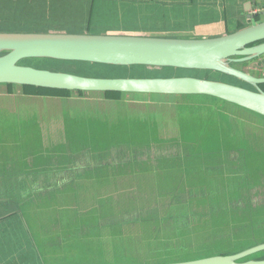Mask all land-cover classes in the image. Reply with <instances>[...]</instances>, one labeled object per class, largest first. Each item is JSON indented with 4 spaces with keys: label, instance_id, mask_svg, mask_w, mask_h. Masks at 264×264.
<instances>
[{
    "label": "rangeland",
    "instance_id": "obj_1",
    "mask_svg": "<svg viewBox=\"0 0 264 264\" xmlns=\"http://www.w3.org/2000/svg\"><path fill=\"white\" fill-rule=\"evenodd\" d=\"M133 4L132 0H0V32H86L91 34H143L138 29L147 28L151 21L145 17L143 8L137 14L129 17L117 16L115 11L119 8ZM139 3H136V5ZM89 23V24H88ZM137 31V32H136ZM259 64L258 61L254 62ZM259 73H264V59L260 62ZM24 66L37 69L58 72L74 73L86 77L96 78H167L179 77H208L237 86L248 88L244 82L230 76L216 72H202L195 70H177L164 68L163 70H148L143 67H112L106 65L69 64L49 59H28L21 62ZM242 67V66H241ZM263 70V71H261ZM19 87V86H17ZM264 90V86H261ZM16 89V90H15ZM14 91L18 89L15 88ZM20 89V88H19ZM4 85H0V109H9L16 112L14 116L21 118L12 119L18 122L13 127L14 121L7 118L0 119V264H68V259L81 261L83 264L97 263H151V262H175L199 258L197 254H208L212 250L224 251L232 249L233 245L240 241L250 242L251 232L247 225L242 223V210L249 201L255 204L264 203V172L262 178L255 180L249 190H242L244 196H238L226 201H217L215 206L211 201L207 206L209 188L206 186L208 179L215 181V176L205 175V171L188 174L179 186L177 174V160L174 157L182 155V160L192 158V150H183L178 145L181 130L179 120L183 110L190 112V117L201 116L203 111L210 110V100L203 96H136L126 97L123 103L116 104L114 98L102 94L73 95L71 100L74 106H87L93 103L92 108L99 112L105 111L108 122L110 119L123 117L126 128H137V124L149 122L153 134L147 133L148 142L137 141L129 145L133 149L132 154L138 155L143 161L154 169L144 168L142 179V192H135L136 182L122 177L119 171H100L98 167L89 168L90 174L84 169L85 156H78V168L73 171L70 166L60 167V157L54 152L61 148L70 150L72 142H66L71 136L67 128L66 99L63 97H37L21 101L8 95ZM118 100V99H117ZM83 111H87L86 108ZM91 107V105H90ZM186 107V108H185ZM222 111L217 121L223 124L225 129L231 125L242 129L248 137L255 134L258 137L249 139H261L264 141V127L253 129L254 123L249 122L245 110L236 108L234 105L225 103L217 108ZM60 111L53 119L52 113ZM245 111V112H244ZM4 114L6 112L3 111ZM89 113V111L87 112ZM218 113V112H217ZM216 116L212 113V117ZM32 119V120H29ZM51 120H54L52 123ZM192 120V119H191ZM255 121V118L251 117ZM102 119V123L104 124ZM193 122V120H192ZM248 123V124H247ZM9 125V126H7ZM252 127V128H251ZM248 130H247V129ZM82 130V128H80ZM93 133L102 130V127L92 128ZM89 131V130H85ZM259 133V135L257 134ZM66 134V136H65ZM244 134L241 136L243 137ZM182 136H191L183 134ZM177 139V141H176ZM156 142H155V141ZM118 143L119 150L123 151L119 138L113 140ZM158 141V143H157ZM152 142V143H151ZM65 147H60L62 145ZM115 153V152H114ZM119 153V151H118ZM158 155L170 159L165 167H154L150 162L156 161ZM200 156V155H196ZM75 156L68 155V160ZM218 161L215 162V164ZM214 164V167H215ZM179 166V165H178ZM23 170L33 172L29 181H22V177H12ZM143 170V169H142ZM96 171V173H94ZM134 171L126 172V175ZM148 173H151L157 182L148 181ZM80 174H82L80 176ZM74 178L75 182H71ZM197 182L200 191L197 192V204L182 205L178 203L179 194L184 193V188ZM222 182V179L219 181ZM151 184L159 185L160 192L164 197L153 199L148 191ZM35 189L41 191L43 197L33 199L28 205L31 223H26L20 214L21 209L15 198L7 199L3 191L13 190L14 196L23 191ZM79 190L78 196L72 195V190ZM20 190V191H19ZM51 197L49 194L55 192ZM6 194V193H5ZM95 194V196H94ZM141 201L146 205L157 209L156 213H146L145 221L131 225L115 226L109 229L121 233H111L107 230L108 237L116 241L106 243L99 247V241L89 240L88 247L84 249V256H77V252L62 251L60 248L68 243H75L89 232L87 220L93 226L92 220L101 210V205L106 204L108 209L119 211L118 201ZM229 202L226 205V203ZM217 204V205H216ZM224 204V206L222 205ZM206 205L207 208L204 206ZM175 206H180L174 209ZM216 206L219 209H232V215L206 217L201 221L199 215L205 210L210 214ZM79 208V215L85 217L74 226H67L64 221L71 215L74 209ZM149 208V209H150ZM106 209V210H108ZM186 210V213H185ZM59 213L61 224H49L47 228L38 233V220H49L51 214ZM87 214H89L87 218ZM230 214V213H229ZM242 217V218H241ZM211 219H213L211 221ZM176 229H179L176 233ZM42 238L44 254L42 255L36 244L35 237ZM131 246L123 249V245ZM76 245V244H74ZM250 246V245H249ZM69 247V246H68ZM116 248V253L114 252ZM264 256V254L260 255ZM81 257V258H80ZM195 257V258H194Z\"/></svg>",
    "mask_w": 264,
    "mask_h": 264
},
{
    "label": "water",
    "instance_id": "obj_2",
    "mask_svg": "<svg viewBox=\"0 0 264 264\" xmlns=\"http://www.w3.org/2000/svg\"><path fill=\"white\" fill-rule=\"evenodd\" d=\"M263 17L264 10L257 11L249 15L248 26L233 33L210 38H173L111 33L0 32V85L28 86L83 93L112 92L157 96H209L264 117V90L261 88L264 85V76L259 77L234 66V64L264 59ZM28 59L82 62L112 67L137 66L148 70L171 68L216 72L234 77L249 87L207 79V77H86L68 72L37 69L21 64L23 60ZM52 116L45 119H53ZM53 121L51 120L50 122L52 123ZM260 158H264V154ZM88 160L91 159L85 157L82 162V166L83 163L85 164V170H90L89 167L93 168L96 166V163L93 164L94 160H92V165L87 166ZM60 162L62 163L61 160ZM75 162L77 163L75 165L67 164L73 171L79 165L78 160ZM61 163V168L66 167V163ZM23 172L30 171L23 170L20 173ZM20 173L11 175L10 178L22 177ZM215 178L218 183L217 187L224 182L221 177L215 175ZM149 179L152 182H157L153 177ZM221 179L222 182H219ZM184 180L185 178H182L177 181V184L180 186ZM71 182H75L74 178L71 179ZM137 184L142 187V181ZM137 184L136 186H138ZM217 187L209 189L208 193H205L208 207L211 204L210 200H215V195H224V189L215 194ZM235 187V183L232 182L226 188ZM153 189H155V192ZM192 190L194 191V196L193 201L189 205H193V202L197 200V192L200 191V188L196 183H193ZM138 191L135 190V192ZM144 193H149L150 197L155 200H165L160 198L164 196L160 192L159 185L151 184V187L148 186V191ZM210 195L213 196L208 198ZM244 195L245 193L242 191L239 194V196ZM233 198L235 197L223 198L222 200L226 201V199ZM178 203L180 202L178 201ZM125 204H128V202ZM195 205L200 204L195 203ZM20 206L21 203H18V207L21 209L20 214L24 221L31 223L32 219L29 216L30 213L27 212V207L23 209ZM101 206H103L102 211H107L106 209L109 208L106 204ZM204 206L207 208L206 205ZM119 207L120 209H125L126 205H119ZM179 207L175 206L174 209ZM112 211L117 212L113 209ZM106 229L113 233L109 227ZM178 230L176 229V233ZM114 252L116 253L115 250ZM262 252H264V242L230 253H226L225 250L222 252L212 250L208 254H197L196 256L200 257L196 259L175 262L131 263L124 261L122 263L104 262L97 264H264V259L256 258Z\"/></svg>",
    "mask_w": 264,
    "mask_h": 264
},
{
    "label": "trees",
    "instance_id": "obj_3",
    "mask_svg": "<svg viewBox=\"0 0 264 264\" xmlns=\"http://www.w3.org/2000/svg\"><path fill=\"white\" fill-rule=\"evenodd\" d=\"M258 60H253L250 62H243L239 64H234L235 67H238L239 69H242L241 66H245L248 64H252ZM55 61V60H53ZM58 62H64V61H58ZM69 64H88L92 65L90 63H82V62H64ZM98 65V64H94ZM254 74V73H253ZM256 75V74H255ZM264 86V85H262ZM6 90L8 92H13L15 88L21 89L22 93L26 96H40V97H64L66 100V107L69 106L73 110H66L68 112L67 114V121L66 125L68 130L70 131V137L66 140V142H72L70 150L67 148H61L56 150L54 153L60 157V160L62 161L61 164H77L75 161L76 157L78 156H85L86 158H89L91 160L87 161V166L92 165V160H94V163H96L95 167H99L101 169L97 172L102 171H119L120 174H122V177L129 178V181L139 183L142 181L145 173L142 171L144 168H148V170L154 169L150 165L146 163V161H143L142 158H140L138 155H134L132 153V147L129 145H132L135 140L137 141H143L148 142V135L147 133L153 134V129L150 127L149 122L151 121V118L149 116L148 119H146V122L148 123H141V121L137 124V128H126L124 127V123L129 122L128 120L123 121V117H117L115 119H110L108 122H105V120H108L107 114L105 111L101 110L99 112L95 111L94 108H92L93 103H87V106H79V103L76 106L72 104L71 100H80V99H71L72 94L73 95H88V94H102L108 98L112 97L114 98L116 104L123 103L124 99L126 97L134 98L136 96H140L138 94H123V93H83V92H70V91H61V90H51V89H43V88H36V87H17L14 85H4ZM16 90V89H15ZM18 91V90H17ZM141 96H147V95H141ZM149 96H157V95H149ZM206 100H210V110L203 111V115H199L197 112L196 114L198 117H195L194 119L191 118L190 112H187L183 110L181 115V120H179V125L181 130V136H179L178 145L183 146V150H192V158L187 160H182V155L179 157H174L178 162L177 167L174 169L177 174V181L184 179L187 177L188 174H193L197 172H202L205 170V175H208L210 177L217 176L224 179V182L217 187L218 183L213 179H208V182L206 186L209 189H214L217 187L216 193L221 192L224 189V195H215V202H213V206H215V203L218 201H222L223 198H232V197H238L240 192L246 188V192L249 190V187L251 184L260 178H262V172H264V158H260L264 154V141L255 138L252 141H249V139L253 137H258L255 134H251L247 137L244 134V131L242 129H238L237 127H233L231 125L230 129H225L223 127V124L220 122V119L217 121V117L221 114L222 111H219L218 107H223V105L227 102L222 101L217 98L209 97V96H203ZM118 99V100H117ZM91 105V107H90ZM236 105H234L235 107ZM86 108L87 111H83V108ZM186 108V107H185ZM236 108H240L236 106ZM242 109V108H240ZM245 110V109H243ZM6 112V114L3 113ZM89 111V113H87ZM247 113H244L247 115L246 118H248V123H254L253 129H259L260 126L264 127V117L259 116L255 113H252L250 111L245 110ZM244 111V112H245ZM218 112V113H217ZM16 112H12L9 109L2 108L0 109V119L7 118L11 121H14L13 127L18 126V119L21 118V116H14ZM60 114V111L53 112L52 117L58 116L57 114ZM212 113H214L216 116L212 117ZM251 117L253 118H259L260 121L256 122V120H251ZM12 119H16L12 120ZM102 119L104 121V124L102 123ZM193 122H192V120ZM32 120V119H29ZM247 123V124H248ZM9 126V125H7ZM92 128L95 127H102V130L94 132L92 131ZM82 128V130L80 129ZM252 128V127H251ZM247 129V128H246ZM89 130V131H85ZM248 130V129H247ZM183 134H188L191 136H182ZM244 134L243 137H241ZM259 135V133L257 132ZM66 136V134H65ZM67 137V136H66ZM119 138V143L121 144V147L123 148V151L119 150L120 146L118 143H115L113 140ZM155 141V140H154ZM177 141V139H176ZM156 142V141H155ZM152 143V142H151ZM158 143V141H157ZM66 145H62L60 147H65ZM119 151V153H118ZM115 152V153H114ZM68 155L75 156V159L68 160ZM200 155V156H196ZM172 159V158H170ZM170 159H167V157H162V155H158L156 161H151L150 164L154 167H165L167 166ZM218 161L216 164L215 162ZM68 162V163H67ZM215 164V167H214ZM90 168V167H89ZM132 169L134 173L126 175L127 171H130ZM90 174L91 170H87ZM22 176V181H29V178L33 175L31 172H23L20 173ZM153 177L151 176V173H148V177L146 176L145 179L148 178L149 181H151L149 178ZM152 182V181H151ZM232 182L235 183V188H226L228 187ZM198 185L197 182H194ZM22 184V183H21ZM135 184V190H143L141 189V185ZM199 186V185H198ZM193 185L189 187L184 188V193L179 194V202L183 205H189L193 201L194 191ZM20 191V190H19ZM155 192V189H153ZM139 192V191H138ZM5 198L7 199H13L18 203H21V206L23 209L27 207L28 211V205L33 199H36L37 197H43V194L41 191L30 189L29 190H23L19 193H17L14 196L13 190H5L3 191ZM6 193V194H5ZM55 192H51L49 196H53ZM79 190L73 189L72 195L78 196ZM213 195L208 196V198H211ZM199 200H195L193 202V205ZM117 205H126L125 209H120L117 212L112 211V209H108L107 211L98 210V214L92 219L95 222V225H91L90 221L87 220V225L89 227V232L82 236L80 240L76 241L75 243L68 242L64 244L60 249L62 251H72L77 252V256H84V249L88 247L89 240H97L99 241V247H102L106 243H111L113 241H116L115 238H108L107 234V227L109 225L112 228H115V226H123L125 224H134V223H142L145 221L144 215L148 213H156L157 209L154 207H151L146 205L145 203L139 202V201H128V204H125L120 200ZM217 205V204H216ZM224 206V204H222ZM227 206V203L226 205ZM101 209L103 206L100 207ZM150 208V209H149ZM79 208L74 209V211L71 213V215L64 221V223L67 226H74L76 225L81 219L85 218L79 215ZM242 219L240 221L247 225V229L250 230L251 236H253L250 239V242L247 241H240L233 245L232 249L225 250L226 253L235 252L237 250H242L246 248L249 245H253L256 243L264 242V203L255 204L252 201H249L247 204H245V207L242 210ZM230 213V214H229ZM235 213L234 210L228 209L225 210V208L219 209L218 206L211 209L210 214H208L205 210L201 211L199 215V219L201 221L205 220L208 216H213L214 218L220 219L218 216H222L226 214L232 215ZM26 214V212H25ZM27 215V214H26ZM28 216V215H27ZM89 214H87L88 218ZM206 216V217H205ZM29 217V216H28ZM213 219H211L212 221ZM61 224L60 222V215L59 213L51 214L49 217V220H45V218H41L38 220V233H40L41 230L44 228H47L49 224ZM113 233H121L116 230H112ZM36 244L39 248L40 253L44 254V245L42 243V238L40 235H38V238L35 237ZM76 244V245H74ZM69 246V247H68ZM131 246L130 244L123 245V249H126L127 247ZM116 251V248H114ZM264 254L262 252L258 256H256L257 259L263 260L264 256H260ZM81 258V257H80ZM70 262L67 261L68 264H83L81 261H78V259H68Z\"/></svg>",
    "mask_w": 264,
    "mask_h": 264
},
{
    "label": "crops",
    "instance_id": "obj_4",
    "mask_svg": "<svg viewBox=\"0 0 264 264\" xmlns=\"http://www.w3.org/2000/svg\"><path fill=\"white\" fill-rule=\"evenodd\" d=\"M132 1L133 4L119 8L115 14L121 17H129L137 14V11H141L143 8L145 17L149 18L151 25L145 26L147 28L138 29L144 33L136 35L173 38H210L233 33L248 26L250 14L264 10V0ZM136 3L139 4L136 5ZM207 79L210 78L207 77ZM6 93L21 101L40 97L26 96L21 89L13 92L6 91ZM255 120L256 122L260 121L259 118H255Z\"/></svg>",
    "mask_w": 264,
    "mask_h": 264
},
{
    "label": "flooded vegetation",
    "instance_id": "obj_5",
    "mask_svg": "<svg viewBox=\"0 0 264 264\" xmlns=\"http://www.w3.org/2000/svg\"><path fill=\"white\" fill-rule=\"evenodd\" d=\"M261 62V60H258V63L259 64H256V63H250V64H248V65H245V66H242L241 68H242V70H244V71H248V72H250V73H254L253 75H255L256 74V76H259V77H261V76H264V73L262 74H260L259 73V71L258 70H260L259 68H254V69H252V70H250L249 68L251 67V68H253L252 66H255V67H261L262 66V64L260 63ZM260 64H261V66H260ZM261 71H263V70H261Z\"/></svg>",
    "mask_w": 264,
    "mask_h": 264
}]
</instances>
